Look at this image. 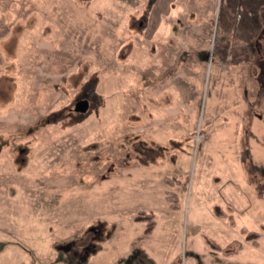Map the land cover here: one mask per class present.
<instances>
[{"label": "rangeland", "instance_id": "1", "mask_svg": "<svg viewBox=\"0 0 264 264\" xmlns=\"http://www.w3.org/2000/svg\"><path fill=\"white\" fill-rule=\"evenodd\" d=\"M152 2L0 0V264H264V0Z\"/></svg>", "mask_w": 264, "mask_h": 264}, {"label": "trees", "instance_id": "2", "mask_svg": "<svg viewBox=\"0 0 264 264\" xmlns=\"http://www.w3.org/2000/svg\"><path fill=\"white\" fill-rule=\"evenodd\" d=\"M176 177L177 176L165 177L164 183L168 185L170 188L176 187L177 184L182 185L181 181H179ZM164 197L172 210L175 211L179 210L180 208L179 198H178V194L175 191L166 190L164 193ZM134 220L140 223H145V225L147 226L146 228L147 233L149 231L151 232L153 225L155 224L153 213L139 212L134 217ZM244 231L245 234L247 235V239L256 245L257 242L256 239L257 237H259L258 234L254 232H248L247 230ZM238 245L239 243L237 241L230 243L228 246L224 248L225 254H235L237 252ZM211 246L214 249H218V250L220 249L219 246H217V244L215 245L214 243H211Z\"/></svg>", "mask_w": 264, "mask_h": 264}, {"label": "crops", "instance_id": "3", "mask_svg": "<svg viewBox=\"0 0 264 264\" xmlns=\"http://www.w3.org/2000/svg\"><path fill=\"white\" fill-rule=\"evenodd\" d=\"M175 1H177V0H153V2H152V4H151V7H153V19H154V17H156V16H158V18H159V16H160V21L158 22V24L155 26V28L153 29V40L156 42V44H157V52L155 53L156 54V56H162V55H164L165 57H168L169 56V54H171L172 52H173V50H170V48L168 47V43H167V39H166V37H162V38H160L159 39V37H158V35H161L165 30H167V27L170 25V22H168V18H170V17H164L165 15H169V11L168 12H166L165 13V9L166 8H169L170 9V12H171V8H172V10H174L175 11V7L173 8V7H171L174 3H175ZM181 1V0H180ZM190 4V3H189ZM171 7V8H170ZM176 13V12H175ZM163 15V18H161V16ZM179 16V15H178ZM170 27V26H169ZM170 29H171V27H170ZM164 39V40H163ZM164 41V43H161V41ZM161 45V46H159V45ZM162 44H164L163 45V47H162ZM161 48L163 49V53H162V50H161ZM155 60H157V59H155ZM163 63V62H162ZM162 63L161 64H157V61H156V67H157V70H159V68L161 67V66H163L162 65ZM154 64V65H155ZM166 64V68L165 69H163V70H165L166 72L167 71H174V66L173 65H171V64H168V63H165ZM153 65V66H154ZM236 137V136H235ZM152 235H153V230H152V232H151V235H149V237L148 238H151L152 237ZM146 237V236H145ZM232 243V242H231ZM229 244H230V242H229ZM228 244V245H229ZM228 245H225V247L226 246H228ZM222 247V246H221ZM144 250V249H143ZM145 251V250H144ZM135 264H139V263H135Z\"/></svg>", "mask_w": 264, "mask_h": 264}, {"label": "flooded vegetation", "instance_id": "4", "mask_svg": "<svg viewBox=\"0 0 264 264\" xmlns=\"http://www.w3.org/2000/svg\"><path fill=\"white\" fill-rule=\"evenodd\" d=\"M264 34V33H263ZM263 37H264V35H263ZM258 62H260V60L258 61ZM262 62L264 63V57H263V60H262ZM262 63V64H263ZM262 67V66H261ZM264 68V67H263ZM261 69V71H260V73H258V68H256V72H257V74H256V76H257V79H259V81L263 84V86L262 87H264V69ZM259 74V75H258ZM255 76V77H256ZM258 76H259V78H258Z\"/></svg>", "mask_w": 264, "mask_h": 264}, {"label": "water", "instance_id": "5", "mask_svg": "<svg viewBox=\"0 0 264 264\" xmlns=\"http://www.w3.org/2000/svg\"><path fill=\"white\" fill-rule=\"evenodd\" d=\"M75 107H76V110H78V111H84L87 107V104L85 101H79L76 103Z\"/></svg>", "mask_w": 264, "mask_h": 264}]
</instances>
